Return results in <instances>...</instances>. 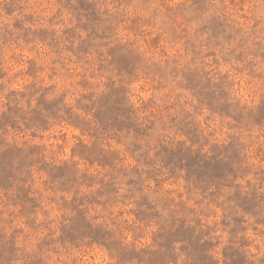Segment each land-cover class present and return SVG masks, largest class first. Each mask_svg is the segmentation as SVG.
<instances>
[{"label": "rangeland", "instance_id": "1", "mask_svg": "<svg viewBox=\"0 0 264 264\" xmlns=\"http://www.w3.org/2000/svg\"><path fill=\"white\" fill-rule=\"evenodd\" d=\"M0 264H264V0H0Z\"/></svg>", "mask_w": 264, "mask_h": 264}]
</instances>
